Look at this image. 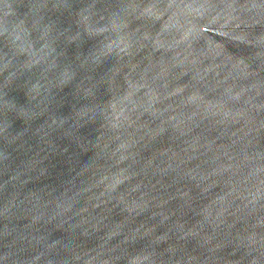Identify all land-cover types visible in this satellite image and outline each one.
I'll return each mask as SVG.
<instances>
[{"label": "water", "instance_id": "1", "mask_svg": "<svg viewBox=\"0 0 264 264\" xmlns=\"http://www.w3.org/2000/svg\"><path fill=\"white\" fill-rule=\"evenodd\" d=\"M0 264H264V0H0Z\"/></svg>", "mask_w": 264, "mask_h": 264}]
</instances>
